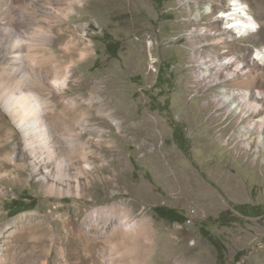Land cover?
Here are the masks:
<instances>
[{"label": "rangeland", "instance_id": "374dc122", "mask_svg": "<svg viewBox=\"0 0 264 264\" xmlns=\"http://www.w3.org/2000/svg\"><path fill=\"white\" fill-rule=\"evenodd\" d=\"M209 2L0 0L40 31L4 79L43 99L54 154L90 166L81 195L49 194L0 103V264H264V150L241 143L224 83L193 58L211 45L188 36ZM258 23L237 43L246 58Z\"/></svg>", "mask_w": 264, "mask_h": 264}, {"label": "bare ground", "instance_id": "6f19581e", "mask_svg": "<svg viewBox=\"0 0 264 264\" xmlns=\"http://www.w3.org/2000/svg\"><path fill=\"white\" fill-rule=\"evenodd\" d=\"M222 1L226 6L215 12L214 8ZM2 9L3 7H0L1 106L22 130L28 156L32 158L33 173L41 174L46 183L47 192L59 196H79L81 195L80 179L90 166L87 164L76 166L71 160L60 158L54 154L50 139L44 130L43 99L31 89L25 90L27 78L20 76L19 80L15 82H12L14 78L9 79L10 81L4 79L6 75L13 76L10 68H13L14 72L21 70L22 50L28 43L27 38L31 37L34 41L39 37L40 31L35 29L31 35L25 34V30L19 28V23L12 16L1 14ZM204 12L206 17L201 20L202 24L194 25V28H191L188 33L189 38L193 37V40H197V36H200L207 44L211 45L210 51L209 48H205L202 50L203 53L200 49L193 53V58L200 65L199 76L203 79L211 78L215 82L224 83V87L219 89L220 93L217 95L218 98L220 97L219 104L227 112L232 113L236 121L241 123L237 132V135H242L241 143L250 147L251 142L255 141L256 150H259V147L264 150V113L257 118L253 116L254 112L264 109V83L261 87L257 86L259 79L264 81V68H261L264 66V3L259 2L256 7H253L248 0H210L208 6L204 7ZM199 17L201 18V15ZM194 18L197 19L196 16ZM228 19L229 25H232L231 29L227 27ZM257 20L261 23L257 33L263 43H260V47L254 46L255 49L253 47L251 55L246 58L244 55L246 51L241 49L237 43L241 40L251 41V36L246 34L248 30L252 29V26L259 25ZM220 21H225L223 23L225 26ZM230 44L238 46V50L232 51ZM215 46L221 54L215 52ZM199 47L201 48V46ZM65 84V78L54 79L49 83L51 87L54 85L64 86ZM5 87L6 89H4ZM40 166L43 169H39ZM124 226L129 228L128 231H134L138 224L130 223Z\"/></svg>", "mask_w": 264, "mask_h": 264}, {"label": "built area", "instance_id": "2783aa9c", "mask_svg": "<svg viewBox=\"0 0 264 264\" xmlns=\"http://www.w3.org/2000/svg\"><path fill=\"white\" fill-rule=\"evenodd\" d=\"M184 224H190L191 223V218L187 216V219L183 221Z\"/></svg>", "mask_w": 264, "mask_h": 264}, {"label": "trees", "instance_id": "16d2710c", "mask_svg": "<svg viewBox=\"0 0 264 264\" xmlns=\"http://www.w3.org/2000/svg\"><path fill=\"white\" fill-rule=\"evenodd\" d=\"M237 207H239V206H237ZM161 216L169 219V217H168L167 215H163V214H161ZM171 220H175V221H177L176 218H171Z\"/></svg>", "mask_w": 264, "mask_h": 264}, {"label": "snow or ice", "instance_id": "6c2138e0", "mask_svg": "<svg viewBox=\"0 0 264 264\" xmlns=\"http://www.w3.org/2000/svg\"><path fill=\"white\" fill-rule=\"evenodd\" d=\"M228 27H230V28H231V27H232V25H229Z\"/></svg>", "mask_w": 264, "mask_h": 264}, {"label": "clouds", "instance_id": "9594fccd", "mask_svg": "<svg viewBox=\"0 0 264 264\" xmlns=\"http://www.w3.org/2000/svg\"><path fill=\"white\" fill-rule=\"evenodd\" d=\"M259 27V26H258Z\"/></svg>", "mask_w": 264, "mask_h": 264}]
</instances>
